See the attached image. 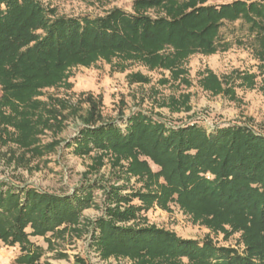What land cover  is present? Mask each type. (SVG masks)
I'll use <instances>...</instances> for the list:
<instances>
[{"label": "trees", "instance_id": "obj_1", "mask_svg": "<svg viewBox=\"0 0 264 264\" xmlns=\"http://www.w3.org/2000/svg\"><path fill=\"white\" fill-rule=\"evenodd\" d=\"M210 1L133 0L131 13L113 8L102 16L78 18L58 15L42 0H0V151L8 147L10 161L25 164L59 146L56 140L42 145L41 136L63 131L69 104L39 98L45 89L70 88L73 68L99 61L119 71L138 65L168 72L162 85L189 87L188 60L215 54L227 23L248 26L257 71L218 78L205 69L198 75L199 87L235 100V88L252 89L261 77L264 93V0ZM127 79L149 82L139 72ZM84 102L89 109L79 116L81 126L65 148L73 147L79 156L99 152L98 166L109 157L118 168L117 180L133 177L140 187L126 192L125 185L108 187L84 177L70 194H55L0 179V241L19 247L16 264L38 262L42 249L30 237L63 235L94 205L98 189L105 208L91 225L90 239L102 260L264 264V134L237 124L211 130L196 123L169 127L142 111L108 121L99 112L100 98L87 94ZM188 102L189 96H183L182 104ZM172 204L209 234L227 240L238 233V247L219 245L209 234L202 240L183 239L147 224L144 215L151 208L168 211Z\"/></svg>", "mask_w": 264, "mask_h": 264}, {"label": "rangeland", "instance_id": "obj_2", "mask_svg": "<svg viewBox=\"0 0 264 264\" xmlns=\"http://www.w3.org/2000/svg\"><path fill=\"white\" fill-rule=\"evenodd\" d=\"M45 6L54 8L58 15L68 17L102 16L113 8H120L127 13L132 12L133 0H106L102 3L83 0H42ZM211 4H219V0H211ZM153 15V14H152ZM253 36L248 26L242 21L227 23L221 28L219 47L215 54L205 56L196 54L187 62L188 79L191 85L166 84L160 80L168 78L166 71H148L142 66L134 65L125 71H119L103 61L85 68L76 67L70 70L67 83L69 87L45 89L39 98L46 101L48 96L65 100L70 112L64 122V129L57 136L45 132L41 136V144L46 145L53 140L61 141L59 146L41 158L25 164L17 160L10 161L7 148L0 151V179L11 181L17 185H29L36 189L55 194H70L84 177L88 180L97 179L105 186L119 187L125 185L127 191L138 189L140 184L131 177L117 180L118 168L112 166L109 157L103 159L101 166L95 164L99 152L88 156H79L73 152V147L65 148V142L73 139L81 126L79 116H84L88 103L84 102L87 94L96 101L100 98L99 112L103 120L123 119L132 113L142 111L158 117L169 127L186 124L197 125L211 130L214 127L224 128L229 125H245L258 133L264 134V93L260 90L261 77L257 78L252 89L235 88V100H229L224 95L213 96L203 91L199 85V73L205 69L212 71L218 78L225 77L233 71L256 72L258 62L253 54ZM141 73L149 79L148 83H131L127 75ZM189 96L187 105L182 104V97ZM177 103L175 106L173 103ZM12 149L14 148L13 146ZM123 166L125 162H121ZM154 172L158 168L151 164ZM104 194L101 189L94 193V205L82 212L79 223L72 226L63 235H48L30 237L33 245L42 249V255L35 264H128L127 261L110 258L102 260L92 247L90 233L91 225L104 212ZM134 204L138 205L137 201ZM123 210V207H120ZM147 224L155 225L175 232L183 239L202 240L209 234L204 226L192 224L187 216L182 214L176 205H170L169 210H161L154 206L145 215ZM29 232V230H27ZM219 245L237 246L239 234L235 233L227 240L222 234H209ZM48 241L50 242L48 244ZM238 247V246H237ZM20 255L18 246L8 247L0 241V264H16ZM78 260L83 263H79Z\"/></svg>", "mask_w": 264, "mask_h": 264}]
</instances>
